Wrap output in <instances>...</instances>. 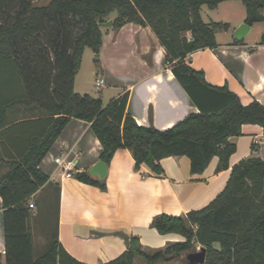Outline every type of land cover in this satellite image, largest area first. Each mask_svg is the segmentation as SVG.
<instances>
[{
	"label": "trees",
	"instance_id": "obj_1",
	"mask_svg": "<svg viewBox=\"0 0 264 264\" xmlns=\"http://www.w3.org/2000/svg\"><path fill=\"white\" fill-rule=\"evenodd\" d=\"M223 1L228 0H50L38 6L35 0H0V108L23 104L25 112L42 114L37 120L40 134L28 152L0 159L9 166L0 176L5 240L0 264H90L70 255L58 232L36 256L34 212L27 203L49 182L40 165L71 119L90 122L102 145L100 159L108 165L118 149L127 148L137 171L145 164L158 175L169 156H188L192 174H203L214 157L216 171L229 169L236 151L231 138L243 134L244 124H259L264 130L263 103L255 99L244 104L227 84L210 83L203 70L187 61L192 52L217 47V33L230 28L229 23L206 22L202 16L204 5L215 9ZM240 1L247 23L264 22V0ZM109 19L114 29L127 22L153 29L166 49L167 65L198 111L160 129L138 123L127 109L128 91L105 102L74 90L85 48L100 55L108 29L102 23ZM74 177L107 187L86 169L77 168ZM54 195L58 198V188ZM151 227L181 239L149 251L139 236L124 235L127 249L104 264H136L137 258L145 264H189L188 255L197 246L206 248L202 264H264V159L243 158L206 206L180 215L156 214Z\"/></svg>",
	"mask_w": 264,
	"mask_h": 264
},
{
	"label": "crops",
	"instance_id": "obj_2",
	"mask_svg": "<svg viewBox=\"0 0 264 264\" xmlns=\"http://www.w3.org/2000/svg\"><path fill=\"white\" fill-rule=\"evenodd\" d=\"M49 1L39 4V0H35V3L44 6ZM229 1L234 0L223 1L217 8L210 9L219 10L222 4ZM205 6L207 5L202 7V16L206 22L222 21L232 25L230 21L216 20L211 15H208V20L205 19ZM246 16L245 7V15L243 11L238 26L246 22ZM254 26L251 25L249 33ZM228 31L229 29L217 33V47L192 52L187 56V61L193 68L203 70L210 83L227 84L244 104L255 99L264 104L262 37L249 42L246 40L248 33L242 42L236 43L235 35L232 39H223ZM100 55L107 63L101 72L106 74L110 86L117 87V92L111 94V99L128 91L127 109L138 123L165 129L189 113L198 111L196 104L167 65L166 49L149 25L127 22L118 29L108 28L104 31ZM76 82L75 77L74 87ZM14 108L19 111L11 116ZM25 109L23 104L7 107L5 111L0 108V159L15 158L19 153H27L35 137L40 134L37 120L42 114L38 110L25 114ZM25 127H30V130L24 131ZM242 131V135L231 138L236 143V151L230 158V168L220 172L216 171L218 157H214L203 174H192L188 156L164 158V172L159 175L145 164L137 171L132 152L127 148H120L108 166L105 180L107 187L103 190L74 176L63 177L62 171L54 162L56 156L66 155L76 161L78 169L88 171L89 167L100 160L102 145L90 122L73 118L40 165L49 175V182L27 203L33 201L38 206L39 193L47 188L54 194L59 189V241L70 255L86 263L104 264L123 253L127 249L124 235L139 236L145 248L164 247L168 241L180 240L181 236L175 233L159 234L152 228L151 222L156 214L165 212L180 215L206 206L225 187L234 164L251 155L264 159L262 126L244 124ZM8 170L7 164L0 163V176ZM3 212V200L0 196L2 252L5 250ZM33 217L34 233L37 212H34ZM34 244L36 245L35 235Z\"/></svg>",
	"mask_w": 264,
	"mask_h": 264
},
{
	"label": "rangeland",
	"instance_id": "obj_3",
	"mask_svg": "<svg viewBox=\"0 0 264 264\" xmlns=\"http://www.w3.org/2000/svg\"><path fill=\"white\" fill-rule=\"evenodd\" d=\"M39 4L46 3V0H39ZM229 3H233L232 6H227ZM245 15V6L240 0L229 1L219 8V10L212 11L209 7H204V16L205 19L208 20V15H211L216 20L223 19L226 21H230L232 25L229 28L228 34L224 36L223 39H232L235 35V29L237 28V23L240 18ZM254 28L247 35L246 40L249 42L259 40L264 33V22H255ZM106 28V27H105ZM106 31L108 29H105ZM106 61H104V57L102 55H97V53L89 46L85 48L81 66L79 71L76 74L77 82L74 87L76 92L80 93H90L93 96L99 97L101 96L106 102L111 99V94H115L117 92L115 86H110L109 79L105 73H102L101 70L105 67ZM130 67L132 63H130ZM108 72V71H107ZM110 73V72H109ZM103 78L105 80L104 84L101 87H98L96 82L97 79ZM14 108L12 110V115L17 113ZM29 111L25 112L27 114ZM24 131H29L30 127H25ZM47 188L37 195V204L33 209L34 212H37V218H35L34 222V235H35V255L39 256L49 243L50 239L53 238L58 232V198L53 194V192H49ZM176 241V240H170ZM169 242V241H168ZM167 242V243H168ZM145 249L149 251H153L157 248L150 249L146 247ZM201 247L197 246L196 250H200ZM176 261H174L175 263ZM136 264H145L143 259L137 258ZM164 264V263H163ZM176 264H178L176 262Z\"/></svg>",
	"mask_w": 264,
	"mask_h": 264
},
{
	"label": "water",
	"instance_id": "obj_4",
	"mask_svg": "<svg viewBox=\"0 0 264 264\" xmlns=\"http://www.w3.org/2000/svg\"><path fill=\"white\" fill-rule=\"evenodd\" d=\"M114 21L113 19H109L107 22L102 23L103 27L111 28L113 27ZM251 29V25L247 22H244L240 24L235 29V37L237 40L241 41L244 39V37L249 33ZM108 164L103 160H98L95 164H93L91 167L88 168L89 175L100 181L104 182L106 180V177L108 175ZM206 258V248H201L200 250H197L196 252L190 253L188 255L189 264L193 263H204Z\"/></svg>",
	"mask_w": 264,
	"mask_h": 264
},
{
	"label": "built area",
	"instance_id": "obj_5",
	"mask_svg": "<svg viewBox=\"0 0 264 264\" xmlns=\"http://www.w3.org/2000/svg\"><path fill=\"white\" fill-rule=\"evenodd\" d=\"M98 87H101L104 84V79H97L96 82ZM54 162L58 166V168L62 171L63 177H73L74 171L77 169L76 161L72 158H69L66 155H59L54 158ZM30 208L35 207V203L32 201L29 203Z\"/></svg>",
	"mask_w": 264,
	"mask_h": 264
}]
</instances>
